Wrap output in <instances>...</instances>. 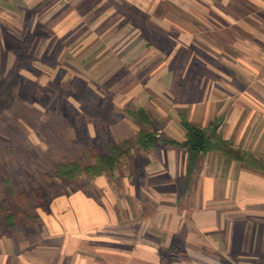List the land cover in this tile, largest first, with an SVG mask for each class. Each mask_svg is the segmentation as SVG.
Listing matches in <instances>:
<instances>
[{"label": "crops", "instance_id": "obj_1", "mask_svg": "<svg viewBox=\"0 0 264 264\" xmlns=\"http://www.w3.org/2000/svg\"><path fill=\"white\" fill-rule=\"evenodd\" d=\"M0 88L71 109L97 157L128 150L0 264H264V0H0ZM185 120L250 158L191 154Z\"/></svg>", "mask_w": 264, "mask_h": 264}, {"label": "rangeland", "instance_id": "obj_2", "mask_svg": "<svg viewBox=\"0 0 264 264\" xmlns=\"http://www.w3.org/2000/svg\"><path fill=\"white\" fill-rule=\"evenodd\" d=\"M23 94L0 88V219L4 226L0 239L34 225L48 200L76 183L59 180L60 167L95 165L104 142L87 139L75 114L61 102L34 107L32 94L26 93L30 101ZM88 176L84 173L76 180ZM11 216L16 218L15 229L5 224Z\"/></svg>", "mask_w": 264, "mask_h": 264}, {"label": "trees", "instance_id": "obj_3", "mask_svg": "<svg viewBox=\"0 0 264 264\" xmlns=\"http://www.w3.org/2000/svg\"><path fill=\"white\" fill-rule=\"evenodd\" d=\"M137 119L142 122V120L144 121L146 117L144 116V113H141L138 115ZM184 127L188 135L185 147L193 155L218 152L226 157L240 161H245L246 158H250L241 151L234 149L231 143L223 138L220 133L221 123H216L209 127H202L185 120ZM154 141L155 137L153 135L146 131H142L139 135L137 143L139 146L146 149L154 143ZM127 152V145H106L104 147V154L100 156L95 165L84 168L79 164L62 165L58 171L57 178L59 180L68 179L71 182H76V179L84 173L90 175L91 177L105 174L107 171L114 170ZM8 184L10 185L11 190H13L11 183L8 182ZM15 220L16 218L11 216V218L5 221V224H7L10 229H15L17 226ZM3 229L4 226L2 225L0 219V235L2 234Z\"/></svg>", "mask_w": 264, "mask_h": 264}]
</instances>
